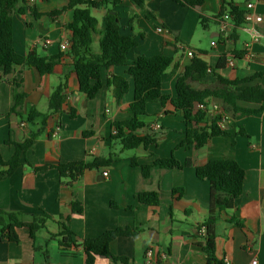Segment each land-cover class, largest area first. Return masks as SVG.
<instances>
[{"label":"crops","instance_id":"obj_1","mask_svg":"<svg viewBox=\"0 0 264 264\" xmlns=\"http://www.w3.org/2000/svg\"><path fill=\"white\" fill-rule=\"evenodd\" d=\"M225 2L241 9L247 3H254L256 14L264 18V0H206L199 11L173 0H147L143 6L133 0H121L114 12L118 14L122 33L133 35L139 41V46L129 55L128 66L138 56L173 58V66L162 86L163 93L172 97L176 95L179 76L192 63L187 50L194 51L195 57L204 60L213 70L226 56V68L214 71L228 80H243L264 72V22L258 27L263 34L258 43L253 42L246 24L235 28L234 23L229 22L228 32L223 33L224 16L217 17ZM68 3L69 0H32L28 5L21 4L26 9L24 15L14 16V48L18 54L27 57L37 51L47 57L64 55L53 74L40 75L34 69L16 66L7 75L0 68V150L5 161L16 152L14 146L5 142L24 143L38 128L25 120L29 109L35 106L42 115H49L51 95L67 77L62 112L50 117L43 134L21 156V166L0 182V210L19 214L26 221L43 211L51 215L53 221L37 233L35 240L29 229L21 228L17 231L19 243L0 242V264H86L82 246L63 255L59 241L50 239L51 234L61 232V224L70 225L79 244L108 230L139 229L137 236L118 238L111 244L112 254L127 258L128 264H206V257L197 245L201 241L197 227L207 217L211 186L197 177L196 167L223 159L237 161L246 171V179L243 195L217 223V258L226 264H251L255 259L258 264H264V112L249 117L234 115L226 111L223 100L211 98L205 106V120L192 127L198 130L216 124L231 136L210 139L205 147L197 150L195 146L179 148L185 139L186 124L170 104L165 107L160 103L150 104L147 115L141 118L147 128L140 134H155L158 145L148 150L139 148L134 154L123 152L118 143L108 139L114 133V122L133 118L128 109L134 101V81L126 76L128 66L102 69L104 82L112 76L127 77L130 89L124 99L119 103L114 88L107 86L94 100L81 93L73 59L67 55L72 37L67 25L73 21V11H65L54 20L47 16ZM29 8L43 16L36 18ZM107 13V8L92 10L96 26L91 34L90 49L94 54L100 53ZM201 17L207 18L206 26L202 25ZM159 27L165 31L158 33ZM208 34H211V42ZM48 41L51 43L47 44ZM63 44L68 45L67 51L61 50ZM205 44L210 45L211 52L203 50ZM248 45L254 53L252 59L247 56ZM239 52L246 54L237 58L235 53ZM191 84L200 91L223 87L212 74L202 82ZM249 85L264 87V76ZM18 95H24L25 99L15 106ZM237 105L252 110L263 106L247 102ZM13 108L15 111L11 112ZM70 113H75V118H71ZM241 129L247 137L238 135ZM85 132L93 134L85 137ZM94 150L96 155H93ZM110 154H118L120 160L108 168L86 171L72 185L69 179L61 178L55 168L71 162H92ZM172 155L182 163L191 159L193 166L183 170L153 168L148 179L142 175L141 168L131 166L132 158L141 165H152ZM37 167L49 169L35 172ZM106 172H109L108 177L104 175ZM175 189L183 190L179 199L173 195ZM142 192H158L160 205L140 204L137 196ZM73 203L83 211L74 212ZM129 207L135 209L129 210ZM187 211H191L190 214ZM232 218L244 228L231 223ZM149 251L153 252L151 259ZM96 264L123 263L98 257Z\"/></svg>","mask_w":264,"mask_h":264},{"label":"trees","instance_id":"obj_2","mask_svg":"<svg viewBox=\"0 0 264 264\" xmlns=\"http://www.w3.org/2000/svg\"><path fill=\"white\" fill-rule=\"evenodd\" d=\"M147 0H133L138 6H143ZM174 2L187 6L190 9L199 11L206 0H173ZM249 1V0H247ZM21 4L28 5V0H0V68L5 70L7 75L11 74L16 66H26L36 70L40 75L53 74L55 68L60 64L64 55L60 53L54 57H47L32 51L27 57L18 54L14 48V16L24 15L26 9ZM121 4V0H69L66 7L47 14L51 19L58 18L65 11H73V21L67 25L72 33L70 40V51L67 53L73 59L74 73L76 74L81 93L87 95L90 100L98 97L105 86L114 88V95L120 103L128 94L130 83L126 76L134 81V101L128 112L133 116L126 121H118L112 124L114 133L109 137V142L118 143L123 152L144 148L148 150L151 146L158 145V136L153 133L141 135L140 132L147 128L142 117L147 115V108L150 104L160 103L163 107L170 104L176 115H181L186 124L185 139L179 148L195 146L197 150L206 146L210 139L216 137H228L230 133L222 130L218 125L211 124L194 129L192 125L202 123L207 111L205 106L211 98L224 101L226 111L244 116H252L264 112V87L250 86L255 79L263 77L264 72H259L253 77L243 80H228L221 75H216L214 70L225 69L228 58L222 57L215 69H211L204 60L194 57L184 74L180 75L176 83V95L174 97L165 95L162 91L163 80L168 71L172 68L174 60L165 55L154 57L138 56L128 66L129 55L139 46V41L133 35H125L121 30V23L118 14H111L114 8ZM108 9L106 15V28L101 34L100 53L94 54L91 49V34L95 30L96 21L92 17V10ZM36 18L43 14L38 13L34 8H29ZM226 14L231 15L235 28L246 24V12L232 3H224L217 18ZM201 23L206 26L207 18L201 17ZM64 52V51H63ZM245 52L235 53L237 58H243ZM128 66L126 76H112L106 82L102 80V69L112 67ZM212 74L217 78L223 87L217 90H197L191 82H202ZM65 81L55 88L49 101V115H42L35 106L31 107L26 114L25 120L33 127L29 138L21 144H14L11 140L6 145L15 147V154L5 161L0 150V182L11 177L21 166V156L31 149L38 138L48 126L50 117L53 114L61 113L63 110L64 92L67 88ZM25 99L24 95H18L16 105L18 106ZM238 102L263 105L259 110L240 108ZM199 107V108H198ZM13 108L11 112H14ZM167 113V112H166ZM75 118V113H70ZM92 132H85L84 136L92 135ZM52 135V133H51ZM239 136L247 137L244 129L238 133ZM118 154H110L107 157L95 158L92 162L78 161L68 164H61L55 167L60 177L69 179V185L76 182L86 171L108 168L119 161ZM132 167L141 168L142 175L148 179L151 177L153 168L179 169L183 170L193 166V161L187 159L184 163L172 155L169 158L156 160L152 165H141L136 158L131 159ZM49 167L34 168L35 172L47 170ZM196 175L200 180L210 183L209 209L207 217L198 225L197 229L201 241L197 243L206 257V264H226L217 258V223L224 214L232 210L237 200L244 193L246 171L235 160H211L207 164L196 167ZM173 195L179 199L183 190L175 189ZM140 204L158 207L161 203L158 192H142L137 196ZM129 210L135 209L129 207ZM73 210L81 213L83 209L73 203ZM191 211H187L190 214ZM172 216V208H171ZM29 221L23 220L19 214L0 210V242L19 243L18 229L27 228L31 238L36 239L39 231L47 228V224L53 221V217L46 212H41L30 217ZM236 227L243 229L244 226L235 219H231ZM205 229V233H202ZM139 229H114L104 232L97 238L83 240L81 244L76 239V234L69 224H61V232L51 234V240H58L62 247V254L68 255L71 249L82 246L86 255V264H96L98 257L111 259L114 263L121 262L128 264L129 260L123 257H116L111 252V244L118 238L135 237ZM38 250V249H36Z\"/></svg>","mask_w":264,"mask_h":264},{"label":"built area","instance_id":"obj_3","mask_svg":"<svg viewBox=\"0 0 264 264\" xmlns=\"http://www.w3.org/2000/svg\"><path fill=\"white\" fill-rule=\"evenodd\" d=\"M32 0H28V2H31ZM246 14H245V21H246V25L249 29V32L251 33V37H252V40L253 42L255 43H258L260 42L262 39H263V34L262 32L259 30V25H261L263 22H264V18L263 16H260L258 14H256L255 12V5L254 3H247L246 7L243 9ZM229 22H233V18L231 17V15L229 14H226L222 21H221V24H222V32L223 33H227L228 32V29L230 28V24ZM234 23V22H233ZM158 33H163L165 30L163 27H159L157 29ZM51 42H47V44H50ZM213 45H215V43H213ZM247 49H248V58L252 59L253 58V52L251 50V46L248 45L247 46ZM61 50L62 51H67L68 50V45L67 44H63L61 45ZM187 55L190 57V58H194L195 57V53L194 51L192 50H187ZM232 65V63H230ZM97 154V151H93V155H96ZM105 177H108L109 176V172H106L104 173ZM202 233H205V229H203ZM148 256H149V259H151V257L153 256V252L152 251H149L148 252ZM165 258V256H164ZM251 264H258V261L255 259L253 260V262Z\"/></svg>","mask_w":264,"mask_h":264},{"label":"rangeland","instance_id":"obj_4","mask_svg":"<svg viewBox=\"0 0 264 264\" xmlns=\"http://www.w3.org/2000/svg\"><path fill=\"white\" fill-rule=\"evenodd\" d=\"M208 35H209V40H210V42H211V40H212V38H211V34H208ZM241 45H242V44L238 45V47L241 48V47H242ZM203 48H204L203 50H207L208 52H211V47H210V45L205 44ZM135 152H136L135 150L127 151L128 154H134Z\"/></svg>","mask_w":264,"mask_h":264},{"label":"water","instance_id":"obj_5","mask_svg":"<svg viewBox=\"0 0 264 264\" xmlns=\"http://www.w3.org/2000/svg\"><path fill=\"white\" fill-rule=\"evenodd\" d=\"M111 14H115V12H112Z\"/></svg>","mask_w":264,"mask_h":264}]
</instances>
